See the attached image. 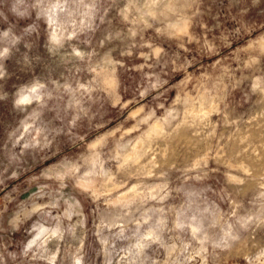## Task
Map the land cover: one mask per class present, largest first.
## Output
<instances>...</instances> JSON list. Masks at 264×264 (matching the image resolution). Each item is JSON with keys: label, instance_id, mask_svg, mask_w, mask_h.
I'll list each match as a JSON object with an SVG mask.
<instances>
[{"label": "rangeland", "instance_id": "rangeland-1", "mask_svg": "<svg viewBox=\"0 0 264 264\" xmlns=\"http://www.w3.org/2000/svg\"><path fill=\"white\" fill-rule=\"evenodd\" d=\"M0 264H264V0H0Z\"/></svg>", "mask_w": 264, "mask_h": 264}, {"label": "bare ground", "instance_id": "bare-ground-1", "mask_svg": "<svg viewBox=\"0 0 264 264\" xmlns=\"http://www.w3.org/2000/svg\"><path fill=\"white\" fill-rule=\"evenodd\" d=\"M154 129V128H153ZM156 129V128H155ZM158 129V128H157Z\"/></svg>", "mask_w": 264, "mask_h": 264}]
</instances>
